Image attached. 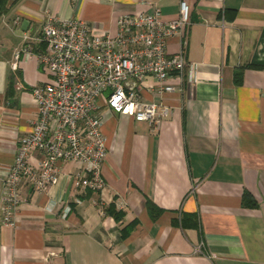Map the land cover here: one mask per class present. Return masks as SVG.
I'll return each mask as SVG.
<instances>
[{
    "label": "crops",
    "instance_id": "crops-1",
    "mask_svg": "<svg viewBox=\"0 0 264 264\" xmlns=\"http://www.w3.org/2000/svg\"><path fill=\"white\" fill-rule=\"evenodd\" d=\"M149 2L163 19L177 14L178 0H19L0 17V205L6 166L37 116L31 88L48 78L35 56L45 16L113 34L121 13ZM186 2L194 80L164 95L170 112L156 131L102 110L103 186L76 188L71 160L47 190L23 185L15 223L0 213V264H264V0ZM25 42L30 55L17 51ZM178 48L171 38L168 51ZM243 190L254 206L240 203ZM146 198L160 208L154 217ZM182 214L195 224H180Z\"/></svg>",
    "mask_w": 264,
    "mask_h": 264
},
{
    "label": "built area",
    "instance_id": "built-area-1",
    "mask_svg": "<svg viewBox=\"0 0 264 264\" xmlns=\"http://www.w3.org/2000/svg\"><path fill=\"white\" fill-rule=\"evenodd\" d=\"M115 23L113 34H93L80 18L45 16L37 39L42 48L35 56L48 78L31 88L37 116L18 138L14 158L6 166L0 205L3 223H15L21 187L47 190L56 183L62 161L77 164L71 175L76 188L96 191L103 186L102 110L144 121L156 131L170 112L164 95L181 90L183 80H194L195 64L184 55L186 0H178L172 19H163L159 7L149 2L148 11L121 13ZM173 37L179 48L168 51ZM23 39L29 36L23 34ZM17 51L31 54L27 42ZM146 79L151 82L145 83ZM33 151L38 156L30 162ZM67 210L65 206L63 216Z\"/></svg>",
    "mask_w": 264,
    "mask_h": 264
},
{
    "label": "trees",
    "instance_id": "trees-1",
    "mask_svg": "<svg viewBox=\"0 0 264 264\" xmlns=\"http://www.w3.org/2000/svg\"><path fill=\"white\" fill-rule=\"evenodd\" d=\"M17 1L19 0H0V17L4 13H6L9 7L12 6L14 3H16ZM40 48H42V44L40 45L39 49ZM253 65H259V64L254 63ZM240 69H241V66H237L234 69V79L236 80H238L237 78H239L240 76ZM144 203L148 210H150L152 207L155 209V212H148L151 217H154L156 214L159 213L160 208L154 205L152 201H150L148 198L145 199ZM240 203L244 206H254L256 204L254 198L247 190H243L241 197H240ZM105 210L107 213H110L115 219H118L122 214L119 210H114L112 205H108L107 208H105ZM185 220H188L190 224L191 223L195 224L193 214H182L179 218L180 224L182 225L187 224Z\"/></svg>",
    "mask_w": 264,
    "mask_h": 264
}]
</instances>
